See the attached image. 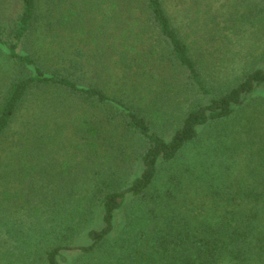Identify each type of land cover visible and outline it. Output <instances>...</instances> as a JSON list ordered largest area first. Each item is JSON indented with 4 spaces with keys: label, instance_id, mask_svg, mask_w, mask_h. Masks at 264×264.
Here are the masks:
<instances>
[{
    "label": "trees",
    "instance_id": "16d2710c",
    "mask_svg": "<svg viewBox=\"0 0 264 264\" xmlns=\"http://www.w3.org/2000/svg\"><path fill=\"white\" fill-rule=\"evenodd\" d=\"M170 1L0 0V264H264V0Z\"/></svg>",
    "mask_w": 264,
    "mask_h": 264
},
{
    "label": "rangeland",
    "instance_id": "374dc122",
    "mask_svg": "<svg viewBox=\"0 0 264 264\" xmlns=\"http://www.w3.org/2000/svg\"><path fill=\"white\" fill-rule=\"evenodd\" d=\"M168 2L171 3L170 0H168ZM203 32L204 31H202L200 33L201 36H204V35H202ZM238 40H239V43H240L241 47L240 48H232V52H235L236 50H240V52L244 51V53H246V56L250 57L249 59H251L252 58L251 56H254V52L255 51H256L255 54H258V52L260 51V47L259 46H257L256 49H252L253 43H257L258 44V43H260L262 41V37H261V39L257 38V34H256V36H251V35L250 36H246V35L242 36L241 35V36H239ZM259 45H261V47H262L263 46V41ZM4 83L6 84L5 79L0 84V97L3 94V87L5 85ZM21 110H22V111H20L21 113H25L27 109H26V107L23 106V108ZM68 122H69V119H68ZM64 129H66L65 134H68L70 128H68V127L66 128V126H65ZM206 132H207V130L202 131L201 136H200V142L197 144L198 147H202L201 145H205V143L207 141V140H205L207 138L206 134H205ZM73 258H76V257H73L72 254L68 253L67 256H66V264L72 262Z\"/></svg>",
    "mask_w": 264,
    "mask_h": 264
}]
</instances>
